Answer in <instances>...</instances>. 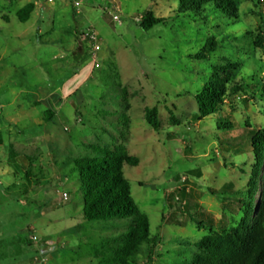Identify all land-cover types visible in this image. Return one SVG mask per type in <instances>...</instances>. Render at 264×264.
I'll return each instance as SVG.
<instances>
[{
  "label": "rangeland",
  "instance_id": "374dc122",
  "mask_svg": "<svg viewBox=\"0 0 264 264\" xmlns=\"http://www.w3.org/2000/svg\"><path fill=\"white\" fill-rule=\"evenodd\" d=\"M233 1L234 20L210 8L179 14L176 0H0V264H117L123 243L115 238L129 222L84 219L74 168L82 158L138 160L122 170L155 242L127 264H190L195 243L235 225L242 205L220 193L226 185L245 192L254 164L248 132L264 129V51L252 46L264 28V0ZM28 3L35 9L20 23L15 14ZM150 8L164 23L143 31L136 23ZM89 30L97 60L87 42L75 61L77 40ZM210 38L219 49L194 59ZM216 67L226 69L219 75L228 89L247 88L196 122L195 96ZM66 88L67 96L54 94ZM153 107L158 132L144 117ZM220 120L234 128L218 130ZM263 205L258 190L254 221Z\"/></svg>",
  "mask_w": 264,
  "mask_h": 264
},
{
  "label": "trees",
  "instance_id": "16d2710c",
  "mask_svg": "<svg viewBox=\"0 0 264 264\" xmlns=\"http://www.w3.org/2000/svg\"><path fill=\"white\" fill-rule=\"evenodd\" d=\"M154 2L155 0H151ZM179 14H192L200 16L207 8L221 11L231 19H236L237 7L233 0H176ZM258 1V0H254ZM35 9L34 3H28L15 14L20 23L29 21ZM164 23V19L157 17L150 8L143 13L136 23L143 31H149ZM257 34L252 46L264 51V28ZM81 38V39H80ZM77 40V48L73 52L75 61H81L86 49V43L90 42L84 34ZM91 43V42H90ZM219 49V42L215 38L208 39L193 56L196 60H207ZM227 68V67H226ZM214 75L209 78L202 89L196 94L195 100L198 108L193 116L196 122L202 121L221 111L229 95L243 92L247 87L234 85L228 89L227 79L220 77L219 72L225 71L223 67H216ZM245 92V91H244ZM53 117L52 111L45 113L46 122ZM145 121L155 132L159 131L160 123L158 109L156 107L145 109ZM217 129L231 131L234 127L229 122L217 123ZM248 127V125H247ZM249 146L251 148L254 164L250 173L245 192H234L231 185H226L221 196H234V200L241 204L243 215L227 229L219 231L210 230V234L195 243L198 253L192 256L190 264H264V205L258 209L257 219L252 216V205L255 202V194L261 190V199L264 200V186H260V180L264 174V129L250 130ZM106 153L105 148L92 147ZM10 159L27 161V157H16L11 154ZM138 163L137 158L125 154H110L101 158H82L74 162V168L78 173L81 189L83 191L82 214L87 222L119 223L128 221L127 231L116 237L122 241V246L117 249V264H127L132 260V254H138L140 247L155 242L150 238L149 219L141 214L135 204L128 181L124 178L122 167L124 164L134 167ZM25 170V169H23ZM192 174L199 178V171ZM27 177H32L25 171ZM211 193H214L211 191ZM217 194V193H216ZM235 195H240L235 197ZM224 200V199H223ZM193 221V220H192ZM204 226L201 221L196 222Z\"/></svg>",
  "mask_w": 264,
  "mask_h": 264
},
{
  "label": "built area",
  "instance_id": "2783aa9c",
  "mask_svg": "<svg viewBox=\"0 0 264 264\" xmlns=\"http://www.w3.org/2000/svg\"><path fill=\"white\" fill-rule=\"evenodd\" d=\"M73 5H74V8L76 11H79V6H80V3L78 1H74L73 2ZM114 19L116 21H118V18L117 17H114ZM87 38L89 39L90 42H92V60L94 62H96L97 60V53L99 52L100 50V47L97 45V35L96 33L93 31V30H89L88 33H87ZM31 243H39L40 240L38 239V237L36 235H31L30 239Z\"/></svg>",
  "mask_w": 264,
  "mask_h": 264
},
{
  "label": "crops",
  "instance_id": "0c3cea01",
  "mask_svg": "<svg viewBox=\"0 0 264 264\" xmlns=\"http://www.w3.org/2000/svg\"><path fill=\"white\" fill-rule=\"evenodd\" d=\"M67 88H69V87H67ZM67 88H66L64 91L55 90V91H54V92H55L54 94H55L56 96H63V94L67 96V92H68V94H69L70 91H71L72 89H74V86L72 87V89H71V88H70V89H67ZM58 109H59V108H57V107L53 109V111H52L53 115H55V114L57 113V110H58ZM52 118H53V117H52ZM3 144H4V143H3ZM3 144H2V142L0 141V146L3 145ZM40 252H41V255L45 254V253H44V252H45L44 250H41Z\"/></svg>",
  "mask_w": 264,
  "mask_h": 264
}]
</instances>
